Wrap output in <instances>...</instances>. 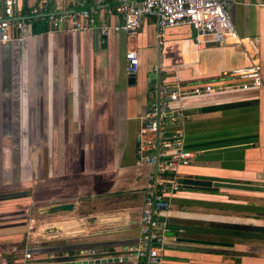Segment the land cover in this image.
<instances>
[{"label":"crops","instance_id":"0c3cea01","mask_svg":"<svg viewBox=\"0 0 264 264\" xmlns=\"http://www.w3.org/2000/svg\"><path fill=\"white\" fill-rule=\"evenodd\" d=\"M120 3L57 0L51 10L92 9L119 25ZM38 4L19 0L12 35L23 41L0 44V196L21 193L0 197V264H137L151 172L139 161L141 118L163 83L215 88L174 104L185 117L169 127L197 153L179 178L264 183L259 0L228 8L245 46L197 39L187 26L160 36L151 15L135 34L53 32ZM128 51L140 62L135 83ZM254 61L263 85L230 88L226 75ZM172 204L163 264H264V193L182 186Z\"/></svg>","mask_w":264,"mask_h":264},{"label":"built area","instance_id":"2783aa9c","mask_svg":"<svg viewBox=\"0 0 264 264\" xmlns=\"http://www.w3.org/2000/svg\"><path fill=\"white\" fill-rule=\"evenodd\" d=\"M242 0H121L118 12L123 17L122 24L100 20L98 11L80 9L72 12H52L57 0H39L36 13L47 20L53 32H96L106 36L111 32L135 34L146 16H154L160 36L169 28L187 26L195 31L197 39L203 37L207 42L217 44H242L245 39L237 32L228 8ZM264 5V0H259ZM106 0H94L96 7L104 6ZM0 44L13 40L23 41V37L13 38L12 27L19 0H0ZM109 13H111L109 11ZM24 22L16 25L17 30L24 28ZM247 39V38H246ZM126 72L135 76L139 72L140 62L136 51L126 53ZM230 88L244 90L263 85L262 68L259 63L238 69L226 75ZM215 90L212 85H197L184 89L180 83L167 82L159 85L158 96L141 118L139 132V161L151 168L149 183L141 207V238L132 251L137 264H163L166 237L171 231L169 214L172 210V198L183 186L179 182V169L193 163L197 157L195 151L186 148V135L182 130L171 129L181 117H185L180 103L186 95L208 94ZM32 255L26 253V258Z\"/></svg>","mask_w":264,"mask_h":264},{"label":"water","instance_id":"95a60500","mask_svg":"<svg viewBox=\"0 0 264 264\" xmlns=\"http://www.w3.org/2000/svg\"><path fill=\"white\" fill-rule=\"evenodd\" d=\"M130 79L135 83V76H130ZM179 182L183 186L187 187H202V188H214V189H223V190H235V191H245L252 193H264V183L260 185H253L250 183H240L236 180H228L215 177H198L196 179L189 178H179ZM21 193L10 194L0 197L11 198L14 196H20ZM72 205H61L56 207L55 210H72ZM177 264H190L186 259H177Z\"/></svg>","mask_w":264,"mask_h":264}]
</instances>
